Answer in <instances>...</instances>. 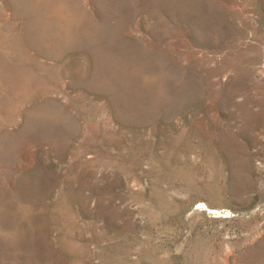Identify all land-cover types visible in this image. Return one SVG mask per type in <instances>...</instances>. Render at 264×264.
I'll use <instances>...</instances> for the list:
<instances>
[{"label": "rangeland", "instance_id": "rangeland-1", "mask_svg": "<svg viewBox=\"0 0 264 264\" xmlns=\"http://www.w3.org/2000/svg\"><path fill=\"white\" fill-rule=\"evenodd\" d=\"M0 264H264V0H0Z\"/></svg>", "mask_w": 264, "mask_h": 264}]
</instances>
